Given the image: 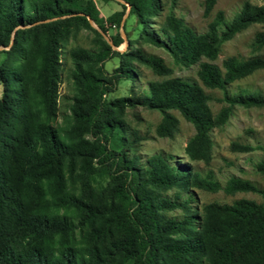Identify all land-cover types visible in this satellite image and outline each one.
Listing matches in <instances>:
<instances>
[{"label":"trees","instance_id":"obj_1","mask_svg":"<svg viewBox=\"0 0 264 264\" xmlns=\"http://www.w3.org/2000/svg\"><path fill=\"white\" fill-rule=\"evenodd\" d=\"M123 1L140 38L165 48L177 64L199 63L202 83L221 89L227 106L214 117L203 87L178 77L135 88V62L160 75L169 69L123 37V10L104 19L92 0H0V264H264V187L234 176L222 185L162 154L143 165L135 153L139 135L123 118L127 107L156 109L162 114L157 134L172 137L178 119L170 110H176L195 128L187 158L208 159L210 132L226 122L233 106L264 105L256 91L227 92L228 84L264 68V57H230L224 70L202 58L214 60L225 41L264 22V4L246 2L232 20L218 12L200 33L170 10L157 34L149 25L161 0ZM215 2L206 0V14ZM89 18L100 29L87 25L99 49L70 52V93L62 96V108L65 27ZM105 21L121 25L118 33L108 34ZM124 41L129 51L113 48ZM257 42L264 44V33ZM113 58L118 62L108 71L104 61ZM121 82L130 83L129 95L107 98ZM232 149L253 147L233 143ZM256 168L264 173V159ZM103 171L108 180L97 187L94 179ZM193 188L253 191L262 201L241 198L199 208L182 195ZM169 190L172 198L163 195ZM174 209L182 219L165 214Z\"/></svg>","mask_w":264,"mask_h":264},{"label":"rangeland","instance_id":"obj_2","mask_svg":"<svg viewBox=\"0 0 264 264\" xmlns=\"http://www.w3.org/2000/svg\"><path fill=\"white\" fill-rule=\"evenodd\" d=\"M88 0H81L85 5ZM100 11V15L106 19L115 11H124L121 21L125 24L128 31L126 37L131 40L135 49H140L146 55L160 57L169 73L165 75L157 74L149 66L142 62H135L138 66L136 80L133 82L135 88L143 91L149 82L164 81L170 78H182L190 82H196L203 87L209 95V105L213 116L216 117L220 111L227 106L223 91L219 88L205 86L198 76L199 63L192 64L189 67L175 63L171 54L163 47L157 46L151 42L140 38V30L136 28L135 17L128 14V6L124 9L118 0H92ZM163 8L159 15L154 16L150 22V27L159 34L162 23L166 22L168 12L183 20L194 31L200 33L208 29L209 24L215 19L218 12H222L227 20H232L241 10L246 2L254 5H263L264 0H216L209 13H205L206 0H161ZM73 21L72 25L65 27L66 37L63 42L60 61L63 64L62 81L60 82V107H65L62 96L69 94V84L66 77L67 71L71 68L72 62L70 52L77 48H83L94 52L99 49L97 35L87 25ZM114 23L104 22L108 34L115 35L121 28ZM96 29L100 30L95 24ZM264 33V22L253 23L235 34L231 39L225 41L218 53L217 58L209 60L202 58V61H208L218 65L224 70L223 63L230 57L239 60H247L254 56L264 57V44L259 45L257 37ZM128 42H122L117 50L121 52L129 51ZM4 55H0L2 60ZM118 60L113 58L104 61V66L111 71ZM129 82H121L116 88L107 94V98H117L129 95ZM241 91H256L264 96V68H260L251 74L233 81L227 85V92L230 94L240 93ZM2 86L0 85V95ZM178 119V127L172 137H162L157 134V126L161 122L162 114L156 109H149L141 105L127 107L123 118L129 124L131 131L139 135L135 143V153L139 157L140 163L146 165L147 159L154 154H162L169 158V162L174 165L190 164L196 168L203 176H209L222 185L230 177H240L253 182L258 187H264V173L256 168V164L264 159V105H235L226 122L215 125L211 132L212 147L208 159L190 160L187 158L185 148L188 140L195 134V128L192 123L187 121L178 111L170 110ZM61 122V121H60ZM233 143L249 145L253 147L249 151L232 149ZM108 177L106 173L100 172L94 179V184L101 187L106 184ZM163 195L173 197V190L164 191ZM183 198L192 196L191 205L201 208L209 202H218L221 204H232L235 200L246 198L262 201V196L253 191H238L232 194L223 190L210 191L200 188H193L190 193H182ZM170 218L182 219L183 213L180 209H174L165 213Z\"/></svg>","mask_w":264,"mask_h":264},{"label":"water","instance_id":"obj_3","mask_svg":"<svg viewBox=\"0 0 264 264\" xmlns=\"http://www.w3.org/2000/svg\"><path fill=\"white\" fill-rule=\"evenodd\" d=\"M118 1H120V2H124L123 0H118ZM128 8H129V6H128ZM89 22H90V24L92 25V26H95V23L93 22V20H91L90 18H89ZM123 37H125L124 35H123ZM105 38L107 39V36H105ZM110 44H111V42H109ZM112 45V44H111ZM113 46V45H112ZM113 48H116L115 46H113Z\"/></svg>","mask_w":264,"mask_h":264},{"label":"built area","instance_id":"obj_4","mask_svg":"<svg viewBox=\"0 0 264 264\" xmlns=\"http://www.w3.org/2000/svg\"><path fill=\"white\" fill-rule=\"evenodd\" d=\"M59 93H60V83H59ZM61 94V93H60Z\"/></svg>","mask_w":264,"mask_h":264}]
</instances>
